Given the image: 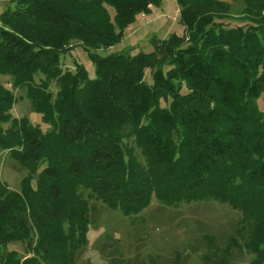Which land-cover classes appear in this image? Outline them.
Instances as JSON below:
<instances>
[{"label":"trees","instance_id":"obj_1","mask_svg":"<svg viewBox=\"0 0 264 264\" xmlns=\"http://www.w3.org/2000/svg\"><path fill=\"white\" fill-rule=\"evenodd\" d=\"M12 1L1 16L0 75L27 88L51 129L13 116L16 96L0 81V149L29 170L20 191L0 185V264H73L88 225L82 188L126 211L154 194L228 203L248 227L251 264H264V0H177L183 35L106 56L92 49L120 43L161 0ZM69 38L83 42L95 78L78 62L64 69ZM14 241L33 253L7 250Z\"/></svg>","mask_w":264,"mask_h":264},{"label":"rangeland","instance_id":"obj_2","mask_svg":"<svg viewBox=\"0 0 264 264\" xmlns=\"http://www.w3.org/2000/svg\"><path fill=\"white\" fill-rule=\"evenodd\" d=\"M14 6L12 0H0V24L3 12ZM104 8L116 23L115 8L106 3ZM180 11L177 0H161L160 4H153L148 13L136 16L135 22L125 29L120 43L92 50L101 56L125 50L132 54L151 52L154 38L184 34ZM83 46L81 40L69 38L65 46L67 52L62 55L64 69L76 71L78 62L95 78L96 64ZM167 69L165 66L164 71ZM43 77L42 73L35 76L37 82ZM145 80L153 83L151 67L145 69ZM0 81L16 96L13 116H26L44 131L51 129L34 109L26 87L15 88L7 75H0ZM52 89L56 90L55 84ZM169 100L162 99L160 104L167 106ZM256 105L263 110L264 99L257 100ZM125 141L135 145L133 136ZM135 147L138 158L143 161L140 149ZM42 168L39 167L38 173ZM28 174L29 170L14 159L10 151L0 149V185L20 191ZM82 189L89 202L88 225L73 264H251L256 256L245 242L248 227L243 223L242 212L228 203L206 197L167 203L154 194L146 206L126 211L121 206L105 203L90 189ZM30 248L28 241H14L7 250H16L26 258L33 253Z\"/></svg>","mask_w":264,"mask_h":264}]
</instances>
